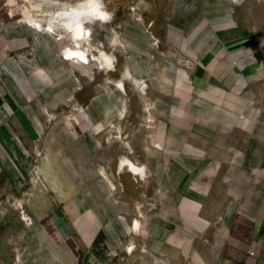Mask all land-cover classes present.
I'll use <instances>...</instances> for the list:
<instances>
[{
	"label": "rangeland",
	"instance_id": "obj_1",
	"mask_svg": "<svg viewBox=\"0 0 264 264\" xmlns=\"http://www.w3.org/2000/svg\"><path fill=\"white\" fill-rule=\"evenodd\" d=\"M86 1L0 0V74L17 75L21 84L31 77L58 93L39 94L31 103L47 125V138L63 139L65 151L67 138L81 141L66 169L82 174L78 180L95 206L89 242L70 236V216L63 241L39 225L24 202L45 182L39 170L46 147L33 146L25 164L30 191L0 199V220H14L16 229L0 240V264H205L211 236L228 234L232 223L264 224V130L256 124L259 113L264 116V67L243 75L241 99L227 97L222 105L215 92H199L191 74L214 43L215 28L230 21L253 35L264 58V0H102L113 17L86 24L91 42L60 24L53 26L55 34L45 30L55 11ZM29 17L41 19L45 29L28 24ZM141 78L145 94L136 83ZM43 88L38 90L47 94ZM234 104L245 112L233 113ZM124 158L145 175L121 169ZM218 170H249L252 176L235 178L234 187L215 177ZM87 172L91 177H83ZM199 219L207 226L201 228ZM79 243L87 256L79 255ZM110 250L115 254L104 257ZM255 257L264 264V243Z\"/></svg>",
	"mask_w": 264,
	"mask_h": 264
},
{
	"label": "crops",
	"instance_id": "obj_2",
	"mask_svg": "<svg viewBox=\"0 0 264 264\" xmlns=\"http://www.w3.org/2000/svg\"><path fill=\"white\" fill-rule=\"evenodd\" d=\"M214 34L216 36L214 43L204 49L200 63L191 76H193L199 92L206 94L215 92L216 103L222 105L225 101L224 98H242V87L245 83L242 80L243 75L244 77L248 76L252 71L258 70L259 67H264V58L259 57L257 51L259 49H257L253 35L236 21L227 22L224 26H217ZM17 41L14 40V42ZM24 46L25 42L13 45V47L19 48ZM40 61L42 70L45 59H40ZM57 64L55 63V65ZM189 77L188 73V79ZM18 82L17 75L16 77L14 75L7 77L0 74V199L3 200L4 195H14L22 190L25 193L30 191L31 180L29 175L31 174L27 173L25 168L29 158V149L35 145L46 147L43 151L44 155L41 157V169L39 170L40 178H44L45 182L42 181V185L40 184L42 190L33 199H29V202L24 199L25 209L29 211L32 218L38 221L39 225L48 226L50 232L55 234L56 241H63L64 235H70V229L67 225L72 222V234L70 236L81 237V243L89 242L86 234L94 235L95 233L90 229V226L94 224L92 219L94 218L95 206L86 193L87 189L81 187L78 180L82 174L66 169L67 162L71 160V154L77 153V147L81 141L75 137L67 138L66 146L68 149L65 151L63 139L47 138V125L39 116L40 110H36L31 102L37 96L40 98L39 94L47 98L50 95H58V93L49 91L43 81L38 83L39 86L34 84L31 77L24 76L23 84ZM40 87H44L48 93H41L38 90ZM49 110L47 106L45 112L49 114ZM262 110L264 108L260 109V111ZM244 112L243 107L239 108L234 104L233 113L238 115ZM257 117V126L264 130V116L259 113ZM71 122H67L68 126L72 124ZM74 134L76 135V133ZM87 140L89 141L88 138ZM48 146L55 148L49 149ZM219 158L226 162L230 156L222 154ZM125 167L127 166L120 165L121 169ZM198 172L200 179L206 177L203 171ZM214 174L217 178H227L225 182L234 187L237 185L235 178L239 177L244 180L252 176L249 170H218ZM90 175L91 173L87 172L83 177L89 178ZM221 184L224 188V183ZM47 187V192H44V188ZM252 187L253 184H250L246 192H250ZM241 191L240 187L235 188V192L240 193ZM189 192L191 193V191ZM82 199L84 202L81 201ZM64 203H70V206L66 208ZM103 208L107 209V206L104 205ZM65 210L67 211L65 212ZM66 215L70 216V222L67 221ZM199 220L202 223L201 228L207 226L208 221L206 219ZM14 226V220L10 218L1 219L0 240L13 235L16 231ZM231 226L232 230L228 234L211 236L213 238L211 240L212 245L206 246L203 252L206 255H211L207 258L203 257L205 264L257 263L256 253L258 255L262 251L264 243V224H261L258 229L254 223L242 222L241 225L237 222L232 223ZM23 232L25 238L30 235V231L26 229ZM75 240H77L76 237ZM107 241L111 245V237ZM83 245L80 244L79 246L81 253L79 255L85 257L87 250L84 249ZM113 254L115 252L110 250L103 253V256L111 257Z\"/></svg>",
	"mask_w": 264,
	"mask_h": 264
},
{
	"label": "bare ground",
	"instance_id": "obj_3",
	"mask_svg": "<svg viewBox=\"0 0 264 264\" xmlns=\"http://www.w3.org/2000/svg\"><path fill=\"white\" fill-rule=\"evenodd\" d=\"M91 1L95 2V0H88L85 3H82V5H80V6H75V5L74 6H70V7L65 6L64 9H59V10L55 11L53 13L50 21H49L50 25L47 26V29H45V27H43V22H42L41 19H36L34 17H29L25 21L28 24H30L31 26H34L36 28H42V30L44 28L46 31L53 32L54 34H55V31L53 29V26L60 24L62 26H65L64 27L65 29L70 30L71 32H73L74 35L77 36V38H81V40H83L85 42H91L92 41L91 40L92 29L89 28L88 26H86V24L88 22L90 23V22H93L94 20H98L99 19L98 18L99 13H107V15L105 16L106 17L105 19H99V20H104V21L106 20V21L110 22V20L113 17L112 13L109 12L107 9L103 8V6H102V8L99 9L98 13H93L89 9L85 10V9L81 8V7H83V5H88ZM100 3L103 4L102 0H100ZM152 36L154 37L155 40H157L156 37L153 34H152ZM154 43H156V42H154ZM109 61H112V59L109 58ZM55 63H59V61L57 60V61H55ZM25 64L27 66L29 65L28 63H25ZM171 65H172V63H171ZM172 67H174V66H172ZM136 83L138 84L141 93L145 94V92H146L145 81L141 78V79H137ZM100 128L101 127H98V129H100ZM106 133H108V132H106ZM106 137H109V135L107 134ZM121 166L130 167L132 172H134L137 175H145V173H144L143 169L141 168V166L137 165L130 158H124L122 160V162H121ZM103 177L105 178L104 175H103ZM19 242L20 241L17 240L18 245H19Z\"/></svg>",
	"mask_w": 264,
	"mask_h": 264
},
{
	"label": "clouds",
	"instance_id": "obj_4",
	"mask_svg": "<svg viewBox=\"0 0 264 264\" xmlns=\"http://www.w3.org/2000/svg\"><path fill=\"white\" fill-rule=\"evenodd\" d=\"M87 8L93 13H98L99 9L102 8V4L100 3V0H95V2H90L87 5ZM106 15L107 13H99L98 18L103 19L102 17Z\"/></svg>",
	"mask_w": 264,
	"mask_h": 264
},
{
	"label": "built area",
	"instance_id": "obj_5",
	"mask_svg": "<svg viewBox=\"0 0 264 264\" xmlns=\"http://www.w3.org/2000/svg\"><path fill=\"white\" fill-rule=\"evenodd\" d=\"M36 167H37V166H34V165L31 166V170H33V171L35 170V171H36ZM36 172H38V171H36ZM252 253H253V252H252Z\"/></svg>",
	"mask_w": 264,
	"mask_h": 264
},
{
	"label": "snow or ice",
	"instance_id": "obj_6",
	"mask_svg": "<svg viewBox=\"0 0 264 264\" xmlns=\"http://www.w3.org/2000/svg\"><path fill=\"white\" fill-rule=\"evenodd\" d=\"M103 19H105L106 17L104 16V17H102Z\"/></svg>",
	"mask_w": 264,
	"mask_h": 264
}]
</instances>
